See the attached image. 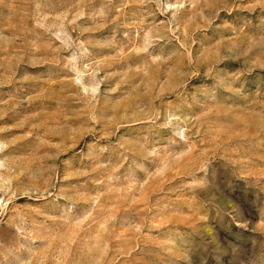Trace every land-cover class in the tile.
<instances>
[{"label": "rangeland", "instance_id": "obj_1", "mask_svg": "<svg viewBox=\"0 0 264 264\" xmlns=\"http://www.w3.org/2000/svg\"><path fill=\"white\" fill-rule=\"evenodd\" d=\"M0 264H264V0H0Z\"/></svg>", "mask_w": 264, "mask_h": 264}]
</instances>
